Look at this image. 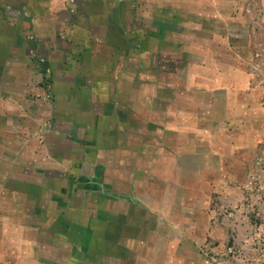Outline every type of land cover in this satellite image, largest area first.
<instances>
[{"label": "crops", "instance_id": "obj_1", "mask_svg": "<svg viewBox=\"0 0 264 264\" xmlns=\"http://www.w3.org/2000/svg\"><path fill=\"white\" fill-rule=\"evenodd\" d=\"M137 1L0 0V264H143L175 183L199 180L174 139L192 132L175 85L158 93L159 17L129 29Z\"/></svg>", "mask_w": 264, "mask_h": 264}, {"label": "rangeland", "instance_id": "obj_2", "mask_svg": "<svg viewBox=\"0 0 264 264\" xmlns=\"http://www.w3.org/2000/svg\"><path fill=\"white\" fill-rule=\"evenodd\" d=\"M135 3L128 5V14L133 11L139 18L129 25L131 31L148 25L143 17H159L158 93L171 99L172 92L162 87L175 85V111L189 124L191 119L192 132L186 128L174 139L179 151L191 154L203 170L191 190L175 183V204L165 201L160 207L154 244L144 246L143 264H264V0ZM167 31L175 35L167 38L169 45L164 42ZM37 64L46 89L51 69L42 56ZM148 68L158 72L155 65ZM183 97L191 106L185 103L181 110L178 101ZM167 103L165 98L162 111L170 108ZM189 108L192 115L185 112ZM182 117L176 116L179 121ZM188 141L191 150L186 149ZM199 152L202 156L195 157ZM117 231L111 233L116 239ZM96 232L103 239L108 236L103 228ZM149 232L144 229L145 242ZM118 254L110 251L107 256Z\"/></svg>", "mask_w": 264, "mask_h": 264}]
</instances>
